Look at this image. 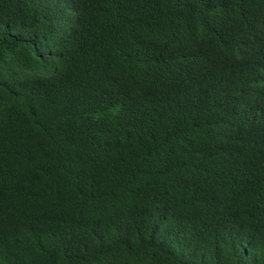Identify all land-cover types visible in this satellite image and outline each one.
<instances>
[{
    "label": "trees",
    "instance_id": "obj_1",
    "mask_svg": "<svg viewBox=\"0 0 264 264\" xmlns=\"http://www.w3.org/2000/svg\"><path fill=\"white\" fill-rule=\"evenodd\" d=\"M0 264H264V0H0Z\"/></svg>",
    "mask_w": 264,
    "mask_h": 264
}]
</instances>
